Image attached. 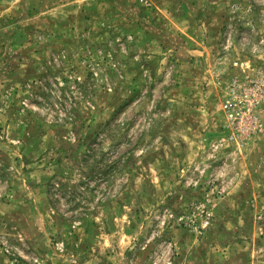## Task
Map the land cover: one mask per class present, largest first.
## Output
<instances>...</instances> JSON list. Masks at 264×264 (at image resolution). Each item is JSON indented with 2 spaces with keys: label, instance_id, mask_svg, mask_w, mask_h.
Wrapping results in <instances>:
<instances>
[{
  "label": "rangeland",
  "instance_id": "obj_1",
  "mask_svg": "<svg viewBox=\"0 0 264 264\" xmlns=\"http://www.w3.org/2000/svg\"><path fill=\"white\" fill-rule=\"evenodd\" d=\"M264 0H0V264H264Z\"/></svg>",
  "mask_w": 264,
  "mask_h": 264
},
{
  "label": "built area",
  "instance_id": "obj_2",
  "mask_svg": "<svg viewBox=\"0 0 264 264\" xmlns=\"http://www.w3.org/2000/svg\"><path fill=\"white\" fill-rule=\"evenodd\" d=\"M263 106L264 74L254 78H233L229 82L224 111L228 127L234 130L232 141L261 133Z\"/></svg>",
  "mask_w": 264,
  "mask_h": 264
}]
</instances>
